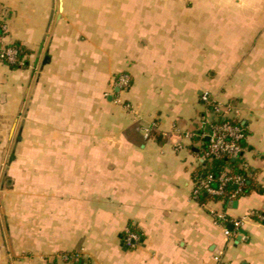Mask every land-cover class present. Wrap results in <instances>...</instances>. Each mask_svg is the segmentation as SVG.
<instances>
[{"label": "crops", "instance_id": "crops-1", "mask_svg": "<svg viewBox=\"0 0 264 264\" xmlns=\"http://www.w3.org/2000/svg\"><path fill=\"white\" fill-rule=\"evenodd\" d=\"M0 25L30 51L0 62V264H264V0H0ZM205 94L243 108L258 171L227 205L192 194ZM212 211L242 228L227 238Z\"/></svg>", "mask_w": 264, "mask_h": 264}, {"label": "built area", "instance_id": "built-area-1", "mask_svg": "<svg viewBox=\"0 0 264 264\" xmlns=\"http://www.w3.org/2000/svg\"><path fill=\"white\" fill-rule=\"evenodd\" d=\"M2 32L7 31L6 25H0ZM18 51L0 42V62H5L8 65H14L17 62ZM132 79L128 73L118 76L113 85L115 92L114 102L127 111H133V106L122 98V94L131 89ZM203 101L207 105V113L203 116L200 132L198 136L201 140H208V148L202 151V162L204 163L209 157H226L232 160L243 158L246 152L244 143L248 139L247 129L238 123L242 118V109L236 104L222 105L210 99L209 94L203 96ZM141 133L146 140L152 136V127L141 128ZM249 163L242 162V167L248 171ZM247 183V177L243 175H230L227 171L221 173L218 177L213 174H204L203 177L195 178L193 187V198L198 200L203 194L211 197H221L227 194V187L235 185L236 190L233 191L228 199L229 203L237 200L244 193V188ZM212 216L215 223L224 229L227 238H233L234 235L242 228L241 220L230 218L225 212L212 211ZM263 219L261 215L257 216ZM229 227H233L231 230ZM125 241L131 247H136L141 237L134 230L127 228L125 231ZM222 253L215 256L217 264L222 262ZM57 264H80L81 257L77 253H65L59 256Z\"/></svg>", "mask_w": 264, "mask_h": 264}, {"label": "trees", "instance_id": "trees-1", "mask_svg": "<svg viewBox=\"0 0 264 264\" xmlns=\"http://www.w3.org/2000/svg\"><path fill=\"white\" fill-rule=\"evenodd\" d=\"M11 47L15 48L18 51V57H17V62L14 65H10L13 68H25L27 66V62H28V57L30 55V51L28 49H26L25 47H23L20 43H15L13 45H11ZM226 104H238L237 101H229ZM238 123L242 126H244L247 129V135L249 137V131H248V127L246 125V123H244L243 119L239 120ZM248 141V139H247ZM247 141L243 144L246 152L248 151V145H247ZM202 151L206 150L208 148V143L206 140H202ZM243 155L242 159H239L237 161L232 160V159H228L226 157H220V158H216V157H209L207 158V160L202 164L201 166V170L198 172L197 176L198 178L203 177L204 174H213L215 177H218L221 173H223L224 171H227L230 175H243L247 177V183L246 186L244 188V193L242 195H240L238 198L250 194L251 192L257 190V183H256V175L258 173V171L256 169H253L249 166V170L246 171L243 167H242V162L243 161H247L245 155ZM248 163V161H247ZM236 190V186L235 185H229L227 187V194L225 196H221V197H211L209 195L203 194L201 196V199L204 202H221L224 205L229 204V195ZM237 198V199H238Z\"/></svg>", "mask_w": 264, "mask_h": 264}, {"label": "rangeland", "instance_id": "rangeland-1", "mask_svg": "<svg viewBox=\"0 0 264 264\" xmlns=\"http://www.w3.org/2000/svg\"><path fill=\"white\" fill-rule=\"evenodd\" d=\"M230 75V73L228 72L227 74H226V78H225V80H227L226 81V83L228 84V85H230V83H232V86H236V87H239V86H241V87H243V86H246L247 85V80L246 81H244V80H237L238 79V75H237V77H236V79H233V80H230L229 78H228V76ZM233 76V75H232ZM228 88H230V87H228ZM228 88L226 89H224L223 91V94H225V93H227L226 91L228 90ZM254 98L255 97H252V96H250V95H232L231 96V99L232 100H239V101H241V102H243L242 104H244V102H245V104H247L248 103V101L249 102H252V101H254ZM257 98V100H255V101H258V102H260L261 101V96H258V97H256ZM247 101V102H246ZM219 103V102H218ZM220 104H222V103H220ZM244 104V105H245ZM260 104V103H259ZM118 105V104H117ZM222 105H226V104H222ZM243 109V108H242Z\"/></svg>", "mask_w": 264, "mask_h": 264}, {"label": "water", "instance_id": "water-1", "mask_svg": "<svg viewBox=\"0 0 264 264\" xmlns=\"http://www.w3.org/2000/svg\"><path fill=\"white\" fill-rule=\"evenodd\" d=\"M208 141V140H207ZM231 230H233V227H229Z\"/></svg>", "mask_w": 264, "mask_h": 264}]
</instances>
